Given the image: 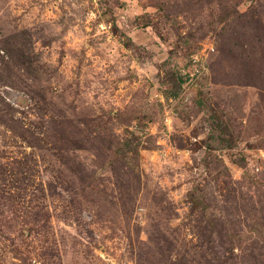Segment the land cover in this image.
I'll return each mask as SVG.
<instances>
[{
  "label": "rangeland",
  "instance_id": "obj_1",
  "mask_svg": "<svg viewBox=\"0 0 264 264\" xmlns=\"http://www.w3.org/2000/svg\"><path fill=\"white\" fill-rule=\"evenodd\" d=\"M0 264H264V0H0Z\"/></svg>",
  "mask_w": 264,
  "mask_h": 264
}]
</instances>
